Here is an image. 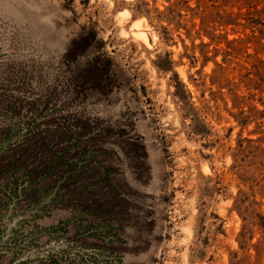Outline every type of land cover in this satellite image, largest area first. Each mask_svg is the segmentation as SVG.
Wrapping results in <instances>:
<instances>
[{"label":"rangeland","instance_id":"374dc122","mask_svg":"<svg viewBox=\"0 0 264 264\" xmlns=\"http://www.w3.org/2000/svg\"><path fill=\"white\" fill-rule=\"evenodd\" d=\"M0 264H264V0H0Z\"/></svg>","mask_w":264,"mask_h":264},{"label":"bare ground","instance_id":"6f19581e","mask_svg":"<svg viewBox=\"0 0 264 264\" xmlns=\"http://www.w3.org/2000/svg\"><path fill=\"white\" fill-rule=\"evenodd\" d=\"M140 35H141L142 37H144V34H143V33H140Z\"/></svg>","mask_w":264,"mask_h":264}]
</instances>
